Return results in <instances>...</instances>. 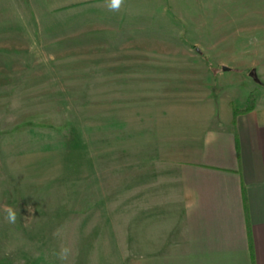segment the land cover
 Instances as JSON below:
<instances>
[{
	"label": "rangeland",
	"instance_id": "1",
	"mask_svg": "<svg viewBox=\"0 0 264 264\" xmlns=\"http://www.w3.org/2000/svg\"><path fill=\"white\" fill-rule=\"evenodd\" d=\"M107 2L0 0V264L176 248L179 165L264 106V0Z\"/></svg>",
	"mask_w": 264,
	"mask_h": 264
},
{
	"label": "crops",
	"instance_id": "2",
	"mask_svg": "<svg viewBox=\"0 0 264 264\" xmlns=\"http://www.w3.org/2000/svg\"><path fill=\"white\" fill-rule=\"evenodd\" d=\"M232 120L178 167L185 241L128 264H264V106Z\"/></svg>",
	"mask_w": 264,
	"mask_h": 264
},
{
	"label": "clouds",
	"instance_id": "3",
	"mask_svg": "<svg viewBox=\"0 0 264 264\" xmlns=\"http://www.w3.org/2000/svg\"><path fill=\"white\" fill-rule=\"evenodd\" d=\"M123 3H124V0H108L106 6L109 8V10L118 11ZM3 210L5 212L6 222H8L10 224H15L17 221V211L8 205H4ZM28 211L29 212L33 211L31 206H28ZM68 252H69V250L67 248L62 249L60 254H59V258L61 260H66L68 257Z\"/></svg>",
	"mask_w": 264,
	"mask_h": 264
},
{
	"label": "trees",
	"instance_id": "4",
	"mask_svg": "<svg viewBox=\"0 0 264 264\" xmlns=\"http://www.w3.org/2000/svg\"><path fill=\"white\" fill-rule=\"evenodd\" d=\"M251 96L252 95H250V97L248 98V100L246 102V107L244 109H236L234 106H232L231 109L233 112V120H232L233 124L235 123V120L239 115L249 113L255 109L256 101L253 99V97L251 98Z\"/></svg>",
	"mask_w": 264,
	"mask_h": 264
},
{
	"label": "water",
	"instance_id": "5",
	"mask_svg": "<svg viewBox=\"0 0 264 264\" xmlns=\"http://www.w3.org/2000/svg\"><path fill=\"white\" fill-rule=\"evenodd\" d=\"M224 71H228V68L224 67Z\"/></svg>",
	"mask_w": 264,
	"mask_h": 264
}]
</instances>
